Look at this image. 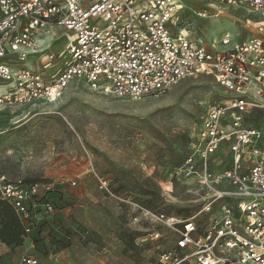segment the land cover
Here are the masks:
<instances>
[{
    "label": "built area",
    "instance_id": "built-area-1",
    "mask_svg": "<svg viewBox=\"0 0 264 264\" xmlns=\"http://www.w3.org/2000/svg\"><path fill=\"white\" fill-rule=\"evenodd\" d=\"M211 1L258 13L246 19L253 33L240 39L223 31L208 41L185 27L184 0H0V108L54 100L75 79L142 100L186 78L212 75L231 96L209 107L170 174L195 181L206 199L190 217L147 210L177 234L158 263L264 264V131L247 125L254 110L264 109V0ZM63 39L64 49L55 51ZM100 187L107 189V181ZM55 190L50 182L0 173V201L13 207L27 234L33 214L53 211ZM204 212L215 217L200 224ZM161 237L152 232L145 241Z\"/></svg>",
    "mask_w": 264,
    "mask_h": 264
},
{
    "label": "rangeland",
    "instance_id": "rangeland-1",
    "mask_svg": "<svg viewBox=\"0 0 264 264\" xmlns=\"http://www.w3.org/2000/svg\"><path fill=\"white\" fill-rule=\"evenodd\" d=\"M184 3L185 27L208 41L223 31L248 37L253 28L246 19L260 18L211 0ZM200 9L207 17L197 15ZM64 40L55 51L64 49ZM230 96L207 74L142 100L117 98L75 79L54 100L0 108V173L56 189L49 195L53 211L33 214L22 246L0 241V264H27L28 258L37 264H159L177 234L147 210L180 218L202 209L206 193L197 183L170 174L189 153L209 107ZM247 125L264 131V109L254 110ZM103 179L107 189L100 187ZM214 215L204 212L198 221ZM159 231L157 243L145 241Z\"/></svg>",
    "mask_w": 264,
    "mask_h": 264
},
{
    "label": "trees",
    "instance_id": "trees-1",
    "mask_svg": "<svg viewBox=\"0 0 264 264\" xmlns=\"http://www.w3.org/2000/svg\"><path fill=\"white\" fill-rule=\"evenodd\" d=\"M33 181H24L29 183ZM31 236L27 234L26 229L15 210L11 205L0 201V241L7 246H22L25 238ZM35 242L39 240L34 238Z\"/></svg>",
    "mask_w": 264,
    "mask_h": 264
}]
</instances>
